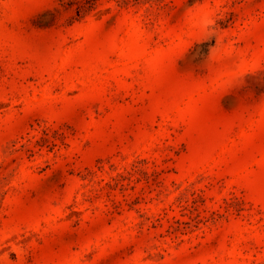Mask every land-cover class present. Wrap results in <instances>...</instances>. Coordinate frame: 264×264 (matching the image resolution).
Masks as SVG:
<instances>
[{"label": "rangeland", "instance_id": "rangeland-1", "mask_svg": "<svg viewBox=\"0 0 264 264\" xmlns=\"http://www.w3.org/2000/svg\"><path fill=\"white\" fill-rule=\"evenodd\" d=\"M0 264H264V0H0Z\"/></svg>", "mask_w": 264, "mask_h": 264}, {"label": "trees", "instance_id": "trees-1", "mask_svg": "<svg viewBox=\"0 0 264 264\" xmlns=\"http://www.w3.org/2000/svg\"><path fill=\"white\" fill-rule=\"evenodd\" d=\"M82 6H84V4H80V5H79V8L82 7Z\"/></svg>", "mask_w": 264, "mask_h": 264}]
</instances>
